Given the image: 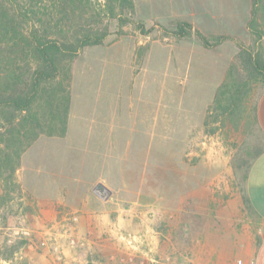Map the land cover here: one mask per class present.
Returning a JSON list of instances; mask_svg holds the SVG:
<instances>
[{"label": "rangeland", "instance_id": "obj_1", "mask_svg": "<svg viewBox=\"0 0 264 264\" xmlns=\"http://www.w3.org/2000/svg\"><path fill=\"white\" fill-rule=\"evenodd\" d=\"M261 3L259 22L264 34V0ZM133 4V23L118 29L117 33L116 20H111L110 33L103 44L85 47L72 62L71 68L73 64L75 67L73 120L81 115V122L75 125L82 131L90 127L115 130L121 125L129 129L133 125L138 128L153 124L170 131L136 134L128 130L118 135L122 138L112 152L114 167L109 169V178L99 181L91 179L94 167L88 163L91 145H87V140L78 139L81 142L73 143L76 152L69 155L63 152L66 145L71 146L69 141L60 143L56 152L51 148V155L44 143V159L40 158L41 142L35 143L31 154L29 149L22 155L16 170L17 188L8 185L3 192L0 183V264H26L28 245L36 242L35 236L40 229L38 195L41 192L51 195L53 189L55 191L50 172H60V178L66 181L65 186L61 183L64 186L61 197L68 195L69 200H78L74 195L80 191L76 187L79 186L82 192L86 191L85 204H105L111 208V223L120 222L121 218L138 222L141 213L146 211L150 219L153 215L162 234L173 233L168 222L178 227L176 234L181 244L185 238L183 233L189 232V223L198 225L199 220V214L193 218L194 215L184 208L191 198V188L186 185L191 175H208L212 198L218 196L226 200L233 193H242L245 170L263 144L253 113L252 95L256 86L250 85L232 111L220 114L215 108L214 96L218 86L227 80L232 62L227 70L224 69L226 54L223 50L228 48L227 44H234L227 42L222 47L207 50L195 37L176 41L164 28H172L174 21L184 20L205 34H242L251 1L133 0ZM232 12L237 14L234 20L227 17ZM137 23L152 29L141 34ZM246 39L249 45H256L252 34ZM259 46L264 55V48ZM221 74L225 76L217 84ZM69 91L71 94V82ZM73 120L70 123H75ZM140 135L143 142L137 148L135 137ZM151 157L159 159V165L154 167L152 174L146 171L149 180L141 181L144 169L151 170L143 162ZM122 163L127 164L123 169L125 179L120 180L116 171ZM107 174L103 170L101 176ZM40 175L46 179L40 181ZM98 182L109 188L110 193L105 192L103 196L96 193L93 188ZM67 203L75 206L73 201ZM81 215L71 207H62L54 220L43 224V243L51 242V249L61 264H87L67 260L60 247V240L71 246L68 241L71 236L77 240L75 246L82 244L80 239L86 238L78 236L73 228ZM113 227L115 236L124 246L119 261L135 263L137 256L132 261L129 259V245L122 236L139 233L126 231L120 224ZM56 243L58 251L54 249ZM164 245L163 254L176 255L178 260L185 254L183 245H172L174 249L170 244Z\"/></svg>", "mask_w": 264, "mask_h": 264}, {"label": "crops", "instance_id": "obj_2", "mask_svg": "<svg viewBox=\"0 0 264 264\" xmlns=\"http://www.w3.org/2000/svg\"><path fill=\"white\" fill-rule=\"evenodd\" d=\"M236 15L235 12H232L229 13L227 17L234 20ZM221 16L224 17V14ZM248 20L249 17L246 19L245 24H247ZM218 34L230 35L244 45H249V40L246 39V37H251V33L247 26L242 34L230 32L215 33V35ZM246 34L247 36H245ZM182 40L184 39L176 41ZM227 42L233 43L234 45L229 46V44H227L228 48L223 50L226 54L224 57V69L226 70L229 62L233 60L234 55L238 51V47L232 40H225L217 46L222 47L224 43ZM255 44H259L264 48V34ZM204 48L208 50L212 47ZM71 76L70 110L67 115V128L64 136L39 137L26 148L24 153H27L30 149L29 151L31 154L33 147H35V143L41 142L40 158L44 159L46 158L43 149L44 143L47 145V148H49V153L51 155L52 150L56 152L60 143L69 141L68 143L71 144V146L66 145V148L63 149V152L69 155L76 152L72 144L81 142L78 139H85L88 141L87 145H91V150L88 155V163L94 167V176L91 179L93 181L106 180L109 178V169H111L112 166L114 167V165L111 164L112 152L118 144V141L122 138L118 135L127 133L128 130V132L136 134H154L170 131L164 129V126L160 128L159 125L155 124L146 125L145 127L138 126V128L136 125H133L129 129L121 125L120 128L115 130H113L114 128L103 129L101 127H90L82 131L75 125L81 122V115L76 116L75 121L73 120L74 113H72V84L75 77L74 64L71 68ZM224 76L225 75L221 74L217 77V84L222 82ZM254 84L256 87H254L252 95L253 113L257 126L262 134L263 144L261 149L251 158L245 170L242 193H233L232 196L228 197L226 200H221L218 196L212 198L213 196L211 192H209L207 185V181H209L208 175H203L202 173L191 175L190 180L186 182L187 187L190 186L191 188V196L189 195L191 198L186 201L187 205H185L184 208L186 212L194 215L193 218H196L197 214H199V220L198 225L189 223V232L183 233L185 237L183 244L179 241V234H176L178 227L168 222V225H170V232L173 231V233L167 232L164 235L157 229L153 215H151L150 219L146 216V211L141 213V219L138 222L121 218L120 222L111 223L109 220V211L111 208L107 207L105 204H85L84 200L87 198V194L86 191L82 192L79 186L76 187L81 192L76 191L78 194L74 195L78 197V200L75 198L69 200L68 195L64 198L61 197V189L65 186L66 181L63 182L64 180L60 178V172L55 171L53 173L50 172L52 174L50 180L53 181L52 185L55 184V191L53 189L51 195H46L42 192L38 195V211L40 213L38 227L40 229L35 236L36 242H31L28 245L25 254V263L61 264L56 260V256L51 249V242L47 244L43 243L44 239L42 235L45 229L43 228V224L47 223L49 220H54L57 212L62 207H71V209L78 210L82 213L73 228L78 236L85 235L86 238L83 236L84 239H80L82 240V244L78 246H69L67 242L60 240V247L63 255H65V258L69 261L76 260L83 263L87 262V264H112L114 262L116 264H139L140 260H142L144 264H166L167 257H170L169 261L171 264H180L182 258L188 260L189 264H236L237 260H241V264H264V82H255ZM71 120L75 121V123H70ZM190 123L191 122L188 121L187 125H190ZM113 133L118 134L114 135ZM135 139L137 141L135 146L139 148L141 142H143L142 135L136 136ZM151 139H153V137ZM89 142L91 144H89ZM122 164L123 166L116 171L120 180L125 179V172L123 169L127 163ZM143 164H148L151 170L144 169L141 181L149 180L148 175L145 173L149 171L148 173L152 174L154 167L159 165V159L151 157L148 161L143 162ZM97 170H99V172H96ZM103 170L108 173L107 176H101ZM46 174L49 175L47 171ZM40 177V181L46 179V177L42 178V175H40ZM61 183H64V186ZM140 186L143 187V185ZM85 187L86 186H83V188ZM107 189L109 190V188ZM49 196L51 197L48 198ZM70 201L75 202L74 207L67 203ZM119 224L124 230L127 231L130 229L131 232H138L140 235L135 263L119 261V258L122 256L121 252L124 251V246L121 244L119 238L115 236L114 227L112 228V226ZM168 235L170 236L168 237ZM164 243H166V245L170 244L171 246L176 245L177 247L183 245L182 247L184 248L185 254L180 260L175 257L176 255L169 256L170 254H163ZM171 249H174V247L172 246Z\"/></svg>", "mask_w": 264, "mask_h": 264}, {"label": "trees", "instance_id": "obj_3", "mask_svg": "<svg viewBox=\"0 0 264 264\" xmlns=\"http://www.w3.org/2000/svg\"><path fill=\"white\" fill-rule=\"evenodd\" d=\"M250 1L246 26L256 43L263 35L259 22L262 3ZM133 8V0H0L1 191L8 185L17 188L15 173L31 143L41 136H64L72 62L85 47L103 44L111 20H116L117 33L133 23ZM136 27L141 34L152 29L142 23ZM164 29L176 40L195 37L204 47L225 40L238 47L227 80L214 96L220 114L232 111L251 84L264 82L259 45H244L225 34L205 35L184 20Z\"/></svg>", "mask_w": 264, "mask_h": 264}, {"label": "built area", "instance_id": "obj_4", "mask_svg": "<svg viewBox=\"0 0 264 264\" xmlns=\"http://www.w3.org/2000/svg\"><path fill=\"white\" fill-rule=\"evenodd\" d=\"M69 236H71V235H69ZM122 237L126 240L127 244L129 245V250H130L129 259L132 261L137 256L136 252H137V246H138V241H139L140 235L139 234L128 233L127 235L122 236ZM68 241H69V244L71 246H75L77 244V240L75 238H73L72 236L69 238ZM54 249L57 250V251L59 250V247L57 246V243L54 245ZM58 258H60V257L58 256ZM169 259L170 258L167 257L166 264H168V263L171 264ZM73 264H80V263L79 262H75ZM139 264H144V262L142 260H140ZM180 264H189V261L188 260H183ZM236 264H241V260H237Z\"/></svg>", "mask_w": 264, "mask_h": 264}, {"label": "water", "instance_id": "obj_5", "mask_svg": "<svg viewBox=\"0 0 264 264\" xmlns=\"http://www.w3.org/2000/svg\"><path fill=\"white\" fill-rule=\"evenodd\" d=\"M94 191L98 194H101L102 196L105 192L107 194L110 193L109 190L102 183H97L94 187Z\"/></svg>", "mask_w": 264, "mask_h": 264}]
</instances>
